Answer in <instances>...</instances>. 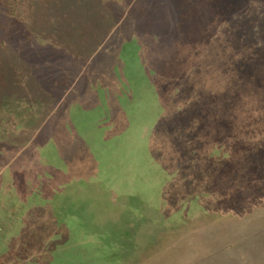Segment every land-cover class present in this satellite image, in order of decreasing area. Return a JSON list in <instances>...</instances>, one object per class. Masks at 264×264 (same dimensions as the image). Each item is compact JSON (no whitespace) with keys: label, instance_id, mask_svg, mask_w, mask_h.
I'll list each match as a JSON object with an SVG mask.
<instances>
[{"label":"rangeland","instance_id":"374dc122","mask_svg":"<svg viewBox=\"0 0 264 264\" xmlns=\"http://www.w3.org/2000/svg\"><path fill=\"white\" fill-rule=\"evenodd\" d=\"M13 1L17 4L12 8V18L20 20L26 4ZM153 2L138 0L127 6L129 13L142 9L144 17L136 18L138 21H115L117 30L126 28L122 33L127 36L116 30L105 39L97 34L95 38L103 40L102 44L64 51L62 66L55 67V60L50 59L42 75L45 81L54 79L44 95L49 103L41 102L28 109L37 120L42 118L43 127L38 131L46 132L35 137L37 141L46 140L39 150L34 143H20L26 139V128L21 125L31 123L30 118L15 122L20 127L2 135L0 194H4L7 185L18 190L21 183L30 191L31 185L39 182L36 191L16 194L22 198L29 194L21 226L29 237H23L20 245L28 247L31 257L40 253L41 258L43 255L49 259L56 242L48 237L59 224H71L66 237L81 227L91 235L85 242L111 249L106 246L109 238L101 236L104 232L100 236L90 233L97 224L116 227L145 212H158L170 205L175 210L183 196L194 203L193 194H174L184 176L173 173L171 167L175 162L171 159L192 158L201 149L207 152L206 140L216 136L209 127L210 102L226 107L225 100H217L232 96L252 122L256 119L258 124V118L264 116V111L258 113L259 108H264L254 100L264 98V83L259 88L258 83L252 82L255 75L260 76L251 74L253 64L245 66L248 46L238 35L250 23L257 33L245 35L257 36L264 30V0ZM115 6L111 11L118 14L119 8L114 9ZM41 9L47 10L46 6ZM110 19L113 21V17ZM37 21L34 19L29 25L36 28ZM140 30L143 33H138ZM39 41L37 33L30 38L31 51ZM56 63L60 64L58 59ZM243 65V69L251 71L244 72ZM32 118V124H37ZM257 128L262 131L264 126ZM57 131L59 137L55 135ZM236 145L239 153L250 148L245 136ZM222 148L226 150L225 140ZM11 150L13 159H8ZM28 153L36 157L30 159ZM253 153H248V163L256 157ZM237 155H232L233 159ZM23 156L30 160L27 168L31 175L27 178L32 179L31 184L22 183L17 177L9 178L22 167ZM166 168H171L172 173L166 174ZM204 169L208 174L215 171L212 166ZM198 180L194 176L192 182ZM236 197L245 202L243 210H228L223 220H203L196 229L187 228L180 235L168 233L171 236L164 244L161 238L155 242L157 245L154 243L153 247L159 248L154 253L158 260L146 256L144 262L264 264V191L257 188L256 194ZM98 213L105 218L98 220ZM115 215L117 219L121 215V222ZM31 227L38 230L39 236L46 232L45 241H38V233L29 232ZM31 237L33 241H29ZM14 248L12 258L18 264L15 260L21 259V249Z\"/></svg>","mask_w":264,"mask_h":264},{"label":"trees","instance_id":"16d2710c","mask_svg":"<svg viewBox=\"0 0 264 264\" xmlns=\"http://www.w3.org/2000/svg\"><path fill=\"white\" fill-rule=\"evenodd\" d=\"M15 1L26 4L20 20L12 18V8L17 3H13V0H0V141L4 133H12L16 131L17 127H20L15 122H21L22 118L26 117L31 119V123L27 122L24 123L27 125H21L26 128V139L20 143H34L35 149L39 150L40 146L46 143V140L37 141L35 137L38 134L44 135L46 132L38 131L43 127L42 118L37 120L35 114L28 113V109L35 104L40 105L41 102L49 103L48 96L46 98L44 95L53 85L54 79L45 81L42 75L45 68L49 66L50 59L55 60V63L57 59L58 63L60 62L59 65L54 63L55 67L62 66L65 57L64 51L73 52L74 48L80 50L81 47L86 48L87 46L97 47L99 43H103V40L98 41L96 39L98 35L105 39V36L108 37L113 30L122 33L126 29L124 27L122 30H117L118 25H114L115 21L120 23L125 18L138 21L136 18L144 16L142 9H138L139 13L127 11V6L136 4L138 0ZM153 1L151 0L150 4L154 3ZM113 5H116L114 9L119 8L118 14L112 13ZM44 6H46V11L41 9ZM111 17H113V21L110 19ZM34 19L38 20L36 28L29 25ZM131 20L130 22H132ZM261 22L264 23V20ZM251 27L253 24H248L246 30L242 28L238 35H240L243 43L248 46L246 57L249 58L245 59L247 65H244H254L251 74H259L261 78L255 75L252 82L258 83L260 88L264 83V78H262L264 77V30L259 31L257 36L245 35L247 32L253 33L255 31ZM143 31L140 30L138 33H143ZM36 33L40 41L36 44L34 51H31L29 48L30 38H33ZM125 35L127 36V34ZM125 42L127 43L126 40ZM122 46L127 47L126 45ZM234 64H238L237 60L234 61ZM244 65L241 67L242 69ZM247 69L249 68L245 67L243 71H251ZM232 93L235 95L233 91ZM263 94L264 91H262ZM224 100L227 102L226 107H220L218 102H210L209 104L211 106L209 127L216 136L209 138V142L206 140L207 152H203L201 149L199 152H195L192 158L171 159L175 162V165L171 167L173 173L177 172V175L184 176L181 183L178 182V188L174 194H193L196 198L194 203L190 204L184 200L185 196H183L177 202L175 210H171L170 205L165 209H159L158 212H145L137 218L129 219L124 225L116 227L111 224L109 227L97 224V227L92 229L95 231H90V233L96 232L100 236L104 232L101 236L104 237L105 235L106 238H109L106 246L110 245L111 249H106L99 244L93 246V243L85 242L91 238V235L85 233L81 227L75 231L77 234L72 235L74 232L72 231L71 235L66 237L65 233H68V226L71 224H59L58 227L50 231L48 237V234L45 235L46 232L39 236L40 233L34 225L35 227H31L29 232L35 230L34 232L38 233V241H45L48 237L56 242L55 251L50 252L49 259H44L42 254L41 258L40 253L31 257L26 249L28 247L20 245V240L24 239L23 237H29L26 234V229H21L23 224L22 213H24V209H28L26 200L29 194L23 198L17 195L36 191L39 182L32 183L30 191L25 189L21 183L18 184V190L7 185L4 188V194H0V264H15L12 255L16 250L14 247L17 246L21 249L19 254L22 255L19 261L15 260L18 264H157L153 261L144 262V258L147 256L154 258L155 261L158 260V256L155 257L154 253L159 248L153 246L160 238L164 240V244L166 239L171 236L168 234L170 232L173 236L180 235L187 228L196 229L203 220L204 222L223 220V217L229 214L228 210L232 209L236 212L243 210L246 204L242 200L236 199V196L256 194L257 188L264 191V139H262L264 129L258 131L259 128H257L264 126V116H260L258 124H256V119L252 122L251 116L244 114L246 110L241 108L232 96L230 99L220 97L217 101ZM254 100L258 106L261 105L264 108V98ZM261 111L264 109L259 108L258 113ZM32 116L35 117L37 124H32V121L34 122ZM3 123H6L7 126H4ZM4 127H8L9 130L3 132ZM47 135L49 134L47 133ZM55 135L59 137L58 131ZM242 136L246 137L250 148L244 152L241 150L239 153L236 142ZM224 140L226 150L222 148ZM227 145H229V149H227ZM230 146H236V148L233 150ZM29 147L32 148L33 144ZM223 151L226 153H222ZM247 151L249 154L254 152L253 154L256 155L252 160L253 162L248 163L250 157ZM10 152L12 150L8 152V159H13V152ZM28 154L30 159L36 157ZM234 154L238 155L233 159L232 155ZM23 158L24 156L20 161L22 167L11 173L9 178L13 180L17 177L22 183L31 184L32 179L27 178L31 175V171L27 168L30 160ZM218 161L220 163L216 165L215 163ZM206 166L215 167V171L210 174L204 173ZM40 168L42 169V165L38 171ZM171 168H166V174L172 173ZM191 171L202 172L191 174ZM220 175L222 176L220 177ZM194 176H197L201 181L192 182ZM173 183L172 181L171 185L174 186ZM217 194H221L219 198L216 197ZM205 199H210V201L204 202ZM120 216L118 215L117 219V215H115L118 222H121ZM66 217L67 215L64 218ZM96 217L98 220H101L100 217L102 220L105 218L104 214L100 213ZM103 226L110 230L103 231L102 229L105 228ZM59 232L63 234L64 238L60 236ZM29 241H33L32 237Z\"/></svg>","mask_w":264,"mask_h":264}]
</instances>
